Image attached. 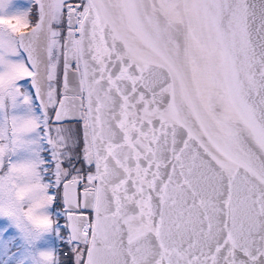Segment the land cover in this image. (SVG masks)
<instances>
[{
    "label": "snow or ice",
    "instance_id": "obj_1",
    "mask_svg": "<svg viewBox=\"0 0 264 264\" xmlns=\"http://www.w3.org/2000/svg\"><path fill=\"white\" fill-rule=\"evenodd\" d=\"M0 219L32 264H264V0H0Z\"/></svg>",
    "mask_w": 264,
    "mask_h": 264
},
{
    "label": "rangeland",
    "instance_id": "obj_2",
    "mask_svg": "<svg viewBox=\"0 0 264 264\" xmlns=\"http://www.w3.org/2000/svg\"><path fill=\"white\" fill-rule=\"evenodd\" d=\"M22 237L14 226L6 219H0V264H5V253L12 254V258L7 260V264H15V259L24 248ZM57 240L51 235H45L36 244L40 250L56 248ZM18 245L20 247L18 248Z\"/></svg>",
    "mask_w": 264,
    "mask_h": 264
},
{
    "label": "clouds",
    "instance_id": "obj_3",
    "mask_svg": "<svg viewBox=\"0 0 264 264\" xmlns=\"http://www.w3.org/2000/svg\"><path fill=\"white\" fill-rule=\"evenodd\" d=\"M20 236L21 234L18 233ZM22 237V236H21ZM42 239V237L38 240H33L31 243L26 242L22 239V243L24 244V248L20 251L19 256L15 259V264H32L31 258L29 256V252L34 255H38L40 249L36 247V244ZM12 258V254L5 253V264H7V260Z\"/></svg>",
    "mask_w": 264,
    "mask_h": 264
},
{
    "label": "flooded vegetation",
    "instance_id": "obj_4",
    "mask_svg": "<svg viewBox=\"0 0 264 264\" xmlns=\"http://www.w3.org/2000/svg\"><path fill=\"white\" fill-rule=\"evenodd\" d=\"M15 3H17L18 5H21V6H26L28 4V0H15ZM57 242V245H56V248L58 251H64V249L62 248H58V245L61 243L59 240L56 241ZM20 247V245H18V248Z\"/></svg>",
    "mask_w": 264,
    "mask_h": 264
}]
</instances>
